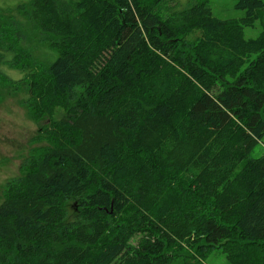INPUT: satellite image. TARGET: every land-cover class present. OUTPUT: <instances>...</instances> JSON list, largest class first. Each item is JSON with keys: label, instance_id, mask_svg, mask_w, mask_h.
Wrapping results in <instances>:
<instances>
[{"label": "trees", "instance_id": "16d2710c", "mask_svg": "<svg viewBox=\"0 0 264 264\" xmlns=\"http://www.w3.org/2000/svg\"><path fill=\"white\" fill-rule=\"evenodd\" d=\"M210 1L18 5L56 56L8 47L45 123L3 190L0 264H264V0Z\"/></svg>", "mask_w": 264, "mask_h": 264}, {"label": "rangeland", "instance_id": "374dc122", "mask_svg": "<svg viewBox=\"0 0 264 264\" xmlns=\"http://www.w3.org/2000/svg\"><path fill=\"white\" fill-rule=\"evenodd\" d=\"M192 1L170 0L171 4L177 7L186 6ZM29 2L30 0H0L1 18L12 23L16 32L14 41L5 43L0 49V201L6 182L20 173L21 166L30 152L37 145L44 144V141H36L33 138L38 135V129L45 120L35 121L31 118L25 103L29 92L27 87L18 81L22 77V71L11 67V61L9 62L14 55L12 50H8L10 44L18 51L29 53L35 61L46 65L56 56V52L43 40V35L18 10L20 3ZM234 3V0H211L212 13L220 18L242 16L243 11L237 9ZM260 30L261 25L257 21L255 26L244 28V35L246 38L256 37ZM63 113L61 108H57L55 118L61 117ZM261 148L262 146L258 147V151ZM67 210L68 217L75 216L71 204H68ZM206 264L228 263L224 254L215 250L207 257Z\"/></svg>", "mask_w": 264, "mask_h": 264}]
</instances>
